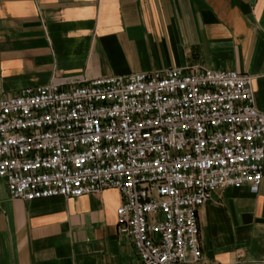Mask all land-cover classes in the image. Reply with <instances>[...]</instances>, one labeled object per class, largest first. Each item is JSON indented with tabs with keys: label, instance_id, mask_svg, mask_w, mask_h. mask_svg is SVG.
<instances>
[{
	"label": "built area",
	"instance_id": "obj_1",
	"mask_svg": "<svg viewBox=\"0 0 264 264\" xmlns=\"http://www.w3.org/2000/svg\"><path fill=\"white\" fill-rule=\"evenodd\" d=\"M252 80L189 65L22 87L0 99V183L23 200L117 189L140 264H195L198 208L263 176Z\"/></svg>",
	"mask_w": 264,
	"mask_h": 264
},
{
	"label": "crops",
	"instance_id": "obj_2",
	"mask_svg": "<svg viewBox=\"0 0 264 264\" xmlns=\"http://www.w3.org/2000/svg\"><path fill=\"white\" fill-rule=\"evenodd\" d=\"M198 65L253 76L264 112V0H0V99L52 78ZM117 189L12 198L0 183V264H140L117 231ZM195 264H264L256 192L217 188L197 210Z\"/></svg>",
	"mask_w": 264,
	"mask_h": 264
}]
</instances>
